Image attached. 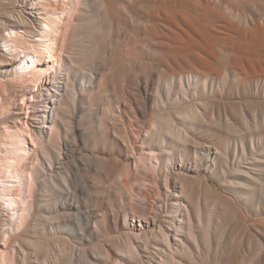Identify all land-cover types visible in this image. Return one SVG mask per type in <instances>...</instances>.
<instances>
[{
  "label": "bare ground",
  "instance_id": "bare-ground-1",
  "mask_svg": "<svg viewBox=\"0 0 264 264\" xmlns=\"http://www.w3.org/2000/svg\"><path fill=\"white\" fill-rule=\"evenodd\" d=\"M28 1H30V2L34 1L35 3H32L34 5H32V4L28 5ZM98 1H100V0H98ZM120 1H122V0H120ZM147 1L149 3L146 6H145V4L142 5V7H144L145 10H147V12L145 11L146 12L145 15L142 12L143 15L145 16V17L144 16L143 17L146 20L148 18L149 20L152 21V23L162 22L166 25V28H163V31H160V32H158L154 26L153 27L151 26L150 30L154 33L153 37L154 38L156 37L155 39H159L161 41L160 43L158 42L159 44L157 42L156 43L159 45L161 50H164L167 53L172 54V60L173 61H177L176 58H178L181 61L182 65L176 64V66H174V68L172 67V68H169L167 70L165 69L166 71L164 73H162L163 71L160 72L163 75L160 78L163 80V82L160 80L164 86V88H162V89L159 87L160 86L159 84H158L159 86H157L156 81L158 79H156L154 76L148 75V73H147L148 69H147V71L143 70L146 73L142 71V73L140 75H138L136 78H134V77L130 78V76H128L126 74L129 77L128 78L129 79V83H128L129 85L128 86L131 90H130V92H128L129 94L123 92L125 88L123 89V91H120V92H119L120 88L117 90V95H119V93H120L121 97L120 96L119 97L123 99L122 106H124V108L122 107L123 109H122L121 113L130 112L129 110L131 107L132 109L137 108L138 109L137 113L140 115H143L149 109L150 105H151V107L154 106L152 108H156V110H166L168 107H172V109H173V107H177V108H181L182 111L179 112L175 116L173 115L174 117H172V116L168 117L169 115H167V116L165 115L166 118H164V116H163V119L156 120L157 122H154L155 123L154 128L152 130H151V128L149 130H145V131L143 130V133H144L143 135L141 133L139 136L136 134L137 136L134 135L132 137H126L125 135L122 134L123 130L121 129L122 130L121 134L117 133V134H119V135L116 134L117 136L112 135L113 137L111 138L110 142H108V147H109L108 148V151H109L108 157L112 158L114 161L117 159H121V162L118 160V162H120V163L116 162V165L112 169L113 170V176H114V182L112 184H110L108 188L109 189L114 188V190L109 191L107 189L108 192L107 191L106 192H107L108 196L107 195L106 196L109 199L115 193H118L120 195V204L124 210L123 211L118 210L119 205L114 204L115 202L114 203L109 202L108 204L105 205V207H106V209H108L111 212L112 224L114 226L117 227L119 222L122 221V223H123L122 228L124 230L123 236L125 237L124 240L126 241V245L123 248L124 251H122V252H124V254L119 253V254H123V256H120L119 254L113 252L114 250L108 251L106 254H107V258L110 260V262H111V260H114V258H116V259H118V261L124 260L125 262L132 263L133 262L132 259L134 260V259L138 258L137 256L140 254L141 250H142L141 252H146V250H148L150 247L149 245L154 243L155 248H156L155 250H157L156 256H158L157 257L158 258L157 264H179L183 261L182 260L183 257H186L185 259H187V257L192 258L193 251L195 249L192 251L193 247L191 246V243H192V245L194 244V248H196V250H197L196 253L198 252V249H199V247H198L199 237L194 232V223L192 220V217L195 215H193L194 213H191L193 215L191 217L190 210L188 209L187 204L183 205V202L185 200L182 201L183 199H180L179 198L180 196L179 197L177 196V194H183L184 192H186V191H184V189H187L186 187L188 186V183H192V182H188V181H190V178L192 177V176L190 177L189 174L198 173L199 169H201L202 166H204L202 168H205V166L209 165V164L212 165L213 167H215L218 164H224L221 171H219V170L215 171V173L217 175H219L220 177H223V179L224 178H228L230 180L242 179V180H245V184H244L245 186H250V184H249L251 181L250 178L247 179L246 176L242 177L243 174L241 176L240 175H228L229 173H228L227 166H228V164H229L228 162L230 160V154L232 151V144L229 141H225V142L223 141L224 143L222 144V146L221 147L218 146L219 149L213 147V145H209V143L211 141L210 138H213V136L212 135L209 136V134L214 129L215 125L213 124V122L211 123L207 120L205 112L207 111L206 108L209 106L208 104L210 103V101H212L214 98L215 99L220 98L222 95H224L223 93H225V91H226V86L228 85V83L232 82L233 77L238 78L237 79L238 85L243 86L246 89L252 88V91L255 90L256 94H259V95L261 94V92L263 93V91H264V23H259L257 21H253V20L251 21L248 17L241 15L242 13L240 14L238 12H234V14L236 15L235 17H237L239 19L240 25H242V28H239L236 26H231L228 23L223 22L227 25V27H225V28L230 33V35H228L225 38H219V41L223 45V47L218 50L217 49L218 44L215 41H213L211 38L208 37V31H210V32L212 31V29L209 27L210 25L212 26L217 22L220 23L221 21H224L226 19L225 17H228L230 19L229 16H226L227 13H229V12H230V14L232 13L230 7H229L230 8L229 9L228 6H225V8L227 7L229 11L227 10L226 11L227 13H225L223 15V13L225 12L224 11L225 10L224 5H226V0H220L219 3H217L216 1H212V0H147ZM72 2H73V0H25V2H24L25 5L23 6V7H26V11L24 12L25 16H22L21 14H19L18 16L15 17L16 19L12 20L11 18H6L4 21L3 26L7 27L6 29L8 30V34H6L7 39L3 40L4 48L7 52H9V54L15 55L14 58L9 59L8 63H6L7 66L8 65L10 66L9 70H5L6 77H10V79H12L13 81H16L18 84H24L25 87L28 88L29 91L31 92V96H30L31 99L28 101V105H29L28 115L31 117L30 119L33 120V123H35V126L33 128H31L28 124H26V126H24L25 128H23V127L21 128L16 123L11 124V125H7V123H6V126L4 127L7 134L12 139V143L10 144V148L6 150L5 154L0 155V211L4 212L5 213L4 215L7 216V219L5 220V222H6V225H8V229L11 228V225L13 224V222H15L18 225V224H21L22 221L25 219L24 213L27 211V204L29 202H28V196L26 198L21 197V192L24 191L23 183H24L25 178L27 177L26 175H28V178L32 181L34 187L38 188V190H40L41 193L44 192L43 197H45L46 193L54 185V183L52 181L53 178H52V175L50 172H51V168L53 167V164H54L53 162L57 161V160H61L60 159L61 153L57 154V153H55V149H53L54 152L49 149V146H53V143H54L53 137L56 138V142H57V144H59L58 138H60V136L63 135L64 136L63 144L66 147H68V146L72 147V146H75L76 144L85 145L87 143H89V144L97 143V139H96L97 137H95V138L91 137V132H89L90 130L86 134H81L78 131V129L75 130L72 128L73 126L70 125L68 120L65 121L64 118L63 119L61 118V122L57 120L59 117V113H60V112L58 113L59 106L63 105V107H64V106L68 105L69 107L70 106L72 107V102H75V97H76L75 95H76L77 87L79 86L80 89H83L85 87V85H87L88 83H91V81H92L91 80L92 73H91V75H88L86 72H82V70L80 71V73L82 72V74H80L78 72V70H79L78 64L88 63V62L90 63V61L93 63L92 59H94V58L91 54L88 55V54H82V53L78 52L79 54H77L78 55L77 57H79V58H77V59L75 58V60H73L72 58L70 60H67V59H69V56H70V55H68L67 56L68 58L66 60H64L63 62L57 63V66H54V64H51L54 62L55 63L58 62L57 60H58L59 56L57 58V54L58 53L61 54L60 52L57 53V51H58V49H60L62 47V45H61L62 41L61 40H63L62 35H63V32L66 31V28H67L66 22H67V17H68V16H64V13L68 12V14H69V12H70L67 9V11H63L62 13H59L61 10L59 11L58 5L68 7V6H71ZM89 2H88V0H79L80 5H82L85 9L88 8V6L90 5ZM140 2H141V0L137 1L138 6H140L139 5ZM137 4H135V5H137ZM102 5H103V2H102ZM91 6L93 7V3ZM73 7L74 6H72L71 8H73ZM79 8H81V7H79ZM136 8L137 7H135V9ZM138 9H139V7H138ZM104 10H105V8H104ZM254 10H255V8H254ZM76 11H77V9H76ZM89 11L91 12V9ZM89 11H87V12H89ZM83 12H85V10ZM119 12H120V10H119ZM124 12H126V10ZM240 12H241V10H240ZM249 12H251V11H249ZM19 13H20V11H19ZM74 13H75V11H74ZM122 14H124V13H122ZM90 15L91 14H89V16ZM232 15H233V13H232ZM10 16H12V15H10ZM71 17H73V15H71ZM138 17H140V16H138ZM12 18H14V17L12 16ZM98 19L100 20V18H98ZM102 19H101V21L104 20V19L103 20ZM125 19H126V17H125ZM80 20L85 21L83 18ZM120 20H122V19H120ZM234 20H236V18ZM105 21H107V19ZM231 21H232V19H231ZM260 21H262V20H260ZM78 22H79V20H78ZM80 23L81 22L72 26V29L70 31L71 36L69 37V38L73 39L72 41H76V39L83 32V30L88 28V27H85V29H84V25H82L84 22L82 24H80ZM128 24H129V21H128ZM136 24L137 23H135V25ZM145 24L146 23H144V26H145ZM29 25L32 27V29H30ZM238 25H239V23H238ZM103 26H104V21H103ZM105 27H104V29H105ZM129 27H130V25H129ZM139 27H140V25H139ZM149 27L147 26V28H149ZM102 29L103 28H101V30ZM136 29L137 28H134V30H136ZM153 29H154V31H153ZM4 30H5V28H4ZM144 30L147 31V29H144ZM155 30L157 32H155ZM87 31H88V34H90L89 29ZM33 33H34V35H33ZM30 34H32L33 36L31 35V37H30ZM68 35H69V33H68ZM98 35H100V33ZM129 36H132V35L130 34ZM82 37L84 39V36H82ZM87 37H89V36L87 35ZM100 39H103V38H100ZM125 41H123V42H125ZM82 42H86V41H82ZM76 43H77V41L73 42L72 46H75L74 44H76ZM94 44H92V45H94ZM126 44H125V46H126ZM69 45H67L68 48H69ZM72 46H70V47H72ZM94 46H96V44ZM99 46H101V45H99ZM99 46L97 45V47H99ZM135 46H137V45H135ZM84 48H85V46H84ZM81 50H82V48H81ZM97 50H99V49H97ZM118 50H120V49H118ZM139 50H140V48H139ZM0 51H1V55L6 56V52L3 51L2 48ZM69 51H72V50H69ZM75 51H76V49H75ZM87 51H89V50H87ZM111 52L113 54V51H111ZM73 53H74V51H73ZM117 53L118 52H116L115 54H117ZM156 53H158V52H156ZM95 54H94V57L97 58L96 57L97 55L95 56ZM121 54H126V53H121ZM157 55H159V54H157ZM110 56H111V54H110ZM139 56H141V55H139ZM98 57H99V55H98ZM130 57L131 56H129V59H131ZM119 58H121V57H119ZM138 58H140V57H138ZM162 59H160V60L162 61ZM133 62L131 61L132 64H133ZM154 62H156V61H154ZM166 62L168 63V61H166ZM76 64H77V66H76ZM112 64H113V62H112ZM128 65H130V63H128ZM138 65H140V64H138ZM134 67H136V66H134ZM134 67H133V70H134ZM139 67H138V70H140ZM147 68H149V67H147ZM115 69H118V67H116ZM119 69H120V67H119ZM131 69H132V67L129 68V70L134 73V71ZM138 70H137V72H138ZM116 71L117 70H115V72ZM69 72H71V74L73 76L74 80H72V81H70V79H69V76H68ZM132 72L130 73L128 71L127 73L133 74ZM156 72H158V71H156ZM156 72H154L155 75H156ZM151 74H153V73H151ZM159 77H160V75H159ZM122 80L124 81V78H122ZM234 81H235V78H234ZM123 84H122L123 87L124 86L126 87V84L125 83H123ZM6 86L10 87L11 83H7ZM92 90H93V88H92ZM226 94L228 96V93H226ZM244 94H245V92H244ZM84 95H86V94H84ZM252 95H253V92H252ZM50 96H51V100H53V102H54L53 103L54 105H53L52 111L49 114V112H47V110L45 109L44 105L47 104V102H48L47 99ZM89 96H91V95H89ZM249 96H250V93H249ZM22 97H24V95H22ZM239 97H241V96H239ZM90 100L88 99V103ZM198 100H200V101L203 100V102L199 103V105L198 104L196 105L195 102ZM224 100H225V98H224ZM220 101H221V99H220ZM256 101H260V100H256ZM42 102H43V106L41 105ZM222 102H223V100H222ZM253 102L254 101H252V104H253ZM210 106L213 107L212 105H210ZM223 106H225V105H223ZM254 106H256V104ZM231 107H233V106H231ZM262 108H264V107L262 106ZM262 108H261V110H263ZM89 109H90V107H89ZM134 109L132 110L133 112H134ZM181 109H179V110H181ZM231 109H233V108H231ZM60 110L61 109H59V111ZM67 110H68V108H67ZM171 110H169V111H171ZM222 110L224 111V109H222ZM169 111H167V112H169ZM106 112H107V110H106ZM149 112H150V109H149ZM208 112L209 111H207V114H208ZM210 112H211V110H210ZM263 112H264V110H263ZM17 113H19V112H17ZM83 113H85L86 115H89V112L86 110ZM116 113L111 112L110 114L111 115L115 114L113 116L119 122H122L121 123V125H122L123 121H124V120L122 121L123 114H119L117 116ZM169 113H171V112H169ZM257 113H258V111H257ZM130 114H131V112H130ZM160 114H162V111ZM252 114H250V115L252 116ZM15 115H17V114H15ZM63 115H65V114H63ZM111 115H110V117H111ZM149 115H150V113H149ZM223 115L225 116L226 114L224 113ZM239 115H240V113H239ZM101 116L103 117V115H101ZM253 116H254V114H253ZM263 116H264V114H263ZM140 117L139 118L136 117V118H138L140 120ZM160 118H162V116ZM103 119H101V120L103 121ZM106 119H108V118H106ZM18 120H20V119H18ZM224 120H226V122H227L224 127L227 126L229 128V126H231L230 123L227 121V119H224ZM241 120H243L245 122V125L247 127L246 130H248L250 128V119H248L247 116H245V114H242ZM5 121H7V120H5ZM43 121H45V122H43ZM98 121H100V120H98ZM107 121H109L110 124L114 123V122H111V120H107ZM152 121L153 120H151V122ZM15 122H17V121H15ZM25 123H27V122H25ZM233 123H234V121H233ZM114 124L117 125L116 123H114ZM21 125H22V123H21ZM149 125L151 126V124H149ZM253 125L259 126V128L257 129L258 130L257 132H259L260 127H264V118H262V120L259 119V117L256 118L254 120ZM122 127H124V124ZM240 129H241V127H240ZM118 131H119V129H118ZM224 131H225V129H224ZM226 131H227V129H226ZM110 132H111V130H110ZM220 132H222V131H220ZM253 132H255V130H253ZM93 134H92V136H93ZM234 134H237V133H234ZM247 134H248V131L246 132L245 136ZM23 135L28 136L27 139L29 138V140H30L29 142H31L32 147L34 146L35 149H32L33 151L31 150L32 153H31L30 149L27 148L28 147L27 142H26L27 139ZM230 135H228V136H230ZM237 135L239 136V134H237ZM232 136L235 137V135H233V134H232ZM242 136H244V135H242ZM242 136H241V138H242ZM225 138H227V137H225ZM207 140H210V141H207ZM234 141H235V139H234ZM217 142L216 143L214 142L215 145L218 144ZM220 142L221 141H219V143ZM247 142H249V144H247V146L250 145L249 148H247V146H246ZM61 143L62 142H60V144ZM138 143H141V146H137ZM59 146H61V145H59ZM239 146H240L242 154H241V156L239 154L240 158L238 156L237 157L239 158L240 161L250 162L254 166V165H257L258 163L253 161V159L250 158L251 156L256 157V159H264V141H262L260 144L256 145L254 143L253 137L251 136V137H247L244 139L242 138ZM37 147H38V149L40 148L41 152L43 153V154L41 153L42 155H40L38 153ZM236 149H237V146H236ZM236 149H235V151H236ZM189 150H191V151L189 152ZM103 152H104V150H103ZM125 152L129 153L128 157L127 156H120L121 153L125 154ZM144 152L145 153L148 152L149 154L146 155ZM245 152H247V155L243 154ZM257 153H260L262 157L258 156ZM103 154H105V153H103ZM234 154H235V152H234ZM101 157H103V155ZM33 162H37L39 164V166L35 167L36 165L34 164L33 165L34 167L30 168V165ZM68 163H70V162L68 161ZM148 163H150V166H152V169L153 168L155 169L158 166L160 171H163L164 186L163 185L162 186L164 187V190L166 193L165 200L162 199V195L160 194V191L158 189L160 184H158L157 180L155 178H153V176H151L152 173L149 170ZM22 168H26V170H25L26 174H24V176H23V173L21 172ZM240 171L248 174V176L250 175L249 172H246L244 170H240ZM64 172H66V171H64ZM220 172H221V175H220ZM49 173H50V175H49ZM138 173L139 174L141 173L144 175V179L141 181H143L146 184L148 183V184L152 185L153 186L152 190L147 188V187H145V189L143 190L142 188H144V187H142V186H145V184L144 185L141 184L140 188L138 187L139 192L134 193L135 190H134V186L132 184V181L134 180L135 175ZM246 174H244V175H246ZM208 176H209V174H208ZM195 177H196V175H195ZM199 180H201V179H199ZM202 182H204V181H202ZM251 182H253V180ZM106 184H108V182ZM204 184H205V182H204ZM114 185H116L117 187L115 188ZM196 185L193 186V189L196 187ZM190 187L192 190V186H190ZM237 188H240V187H237ZM188 189L190 190V188H188ZM103 190H105V189H103ZM156 190H157V192H156ZM189 190H187L188 192H186V193L189 194V192H190ZM196 190H197V188H196ZM251 193H252V191H251ZM154 194L159 196L158 197L159 201H157V203H156V208L154 209L153 214H150V211H149L148 207L146 206L147 204L145 205L143 203V201L153 198ZM104 195H105V193H104ZM245 195H244V197H245ZM190 196H192V195H190ZM137 197H139V199ZM38 198H40V196H37L36 198L32 199V202L30 203L31 208H34V206L36 204H38V202H39ZM128 200L130 202H127ZM107 201H110V200H107ZM126 202L129 203V205L128 204L126 205ZM200 206L198 205V207H200ZM192 207H191V209H192ZM194 210L195 209L193 207V212H194ZM106 214L108 215V213L100 215V218L104 219L106 217ZM161 214H164V215L162 216ZM97 216H99V215L94 213V217H97ZM208 219L211 220L209 217H208ZM32 220H33L34 224H35V222L38 221L37 218H34ZM206 222L204 224H206ZM164 223L167 224L166 227L163 226ZM43 225L46 226V227L44 226L45 230L49 226L50 228H52L51 230L54 231V226L52 223L48 222L47 224H43ZM199 226H201V225H199ZM206 227H205L206 229L204 228L206 231L205 238H207V234H208L207 233L208 225ZM119 228H120V226H119ZM210 228L211 227H209V231H210ZM120 230H121V228H120ZM6 239L9 240L10 236L8 235L6 237ZM203 240H204V238H203ZM14 241H15V239H14ZM26 242L28 243L27 240H26ZM204 242H205V240H204ZM202 243L203 242L201 241V244ZM203 244H207V243L205 242ZM201 249H200V251H201ZM4 253L5 254L1 253V255H0L2 257V261L4 262V264H8V263L13 264L14 263L13 253H11V252H9V253L4 252ZM150 254H152V253H150ZM125 255L129 256V257H125ZM198 255H201V253L199 254V252H198ZM198 257L201 258V256H198ZM185 259H184V261H185ZM193 259L192 260L190 259L191 262L193 261ZM150 260H152V259H150ZM187 260H189V259H187ZM134 262H135V260H134ZM148 262L150 264V261H148ZM152 262H153V260H152ZM135 263L137 264V262H135ZM135 263H133V264H135ZM192 263L189 262L188 264H192ZM125 264H127V263H125Z\"/></svg>",
  "mask_w": 264,
  "mask_h": 264
},
{
  "label": "rangeland",
  "instance_id": "rangeland-1",
  "mask_svg": "<svg viewBox=\"0 0 264 264\" xmlns=\"http://www.w3.org/2000/svg\"><path fill=\"white\" fill-rule=\"evenodd\" d=\"M137 1L136 0H122V1L120 0H103V1L102 0L100 1L88 0L90 5L86 9L82 5H80L79 0H73V2L71 3V6H68V7L58 5L59 11L61 10L60 12L58 11L59 13H62L63 11H67V9L70 11L69 14L68 12L64 13V16H68L67 22H66L68 29L66 28V31L63 32V35H62L63 40H61L63 44L61 43L62 47L58 49L57 51V53L58 52L61 53V54L58 53L59 55L57 54V58L59 56L60 59L58 58L57 60L58 62L56 63L54 62L51 64H54V66H57V63H60L66 60L68 58L67 57L68 55L70 56H69V59L67 60H70L71 58L75 60V58L76 59L79 58L77 57L78 56L77 54L79 53L88 54V55L91 54L94 59H92L93 63L90 61V63L88 62V63L78 64V68H79L78 72L80 73V71L82 70V72H86L88 75H91L92 73L91 75L92 81L91 83H88L87 85H85L86 88L84 87L83 89H80L79 86L77 87L78 91L76 90L75 102H72V107L70 106L71 108L68 105L64 107L63 105L59 106V109L61 110L59 111L58 109V113L59 112L60 113H59V117L57 120L60 122H61V118L62 119L64 118L65 121L68 120L70 125L73 126L72 128L75 130L78 129V131L81 134H86L90 130L89 132H91V137L93 138L97 137L96 138L97 143L95 144L87 143L85 145L76 144L77 146L75 145L72 147L70 146L66 147L63 144V139H64L63 135H61L60 138H58L59 144H57L56 138L53 137L54 143H53V146H49V149L52 151L53 149H55V153L57 154L61 153V156H60L61 160L54 161L53 167L51 168L50 173L52 175V178H53L52 181L54 183L52 188L46 193L45 197H43L44 192L41 193L40 190H38V188L34 187L32 181L28 178V175H26L27 177L25 178L24 183H23L24 191L21 192V197L26 198L28 196V202H29L27 204V211L25 212L26 214L24 213L25 219L22 221L21 224H18V225L15 222H13V224L11 225L12 229L10 228L11 229L10 230L8 229V225H6V222H5V220L7 219V216L4 215L5 214L4 212L0 211V255L1 253L5 254L4 252L13 253V259H14L13 264H119L120 262H121L120 264L130 263V262L129 263L125 262L124 260L118 261V259L116 258H114V260H111L110 262L106 254L108 251H113V250H114L113 252L117 254L119 253L124 254V252L122 251H124L123 248L126 245V241L124 240L125 237L123 236L124 230L122 228V224H123L122 221L119 222L117 227L114 226L112 224L111 212L105 207V205L108 204L109 202H113V203L115 202L114 204L119 205L118 210L120 211L124 210L120 204V195L118 193H115L109 199L107 197L108 196L107 189L109 191L114 190V188L112 189L108 188L109 185L114 182V176H113L112 169L116 165V162H118V160L121 162V159H117L114 161L112 158L108 157V152H109L108 142H110L111 138L117 133L121 134L122 130H123L122 134L125 135L126 137H132L136 134L139 136L141 133L143 135L144 134L143 130L144 131L149 130L150 128L152 130L154 128V125H155L154 122H157L156 120L163 119V116L164 118H166L167 115H169L168 117L170 116L174 117L175 115H177L179 112L182 111L181 108H177V107H173V109L172 107H168L166 110H156V108H152L154 106L151 107L150 105L149 107L150 112L148 109L147 110L148 112L146 111L145 114L143 115H140L137 113L138 112L137 108L135 109L133 108L134 109V112H133L132 111L133 109L131 107L129 111L131 112L132 115L130 114V112L121 113L124 106H122L123 99L120 98L121 95L119 92L123 91V89L125 88L123 92L129 94L128 92H130L131 89L128 86L129 85L128 76H130V78L131 77L136 78L138 75L142 73L143 70L147 71L148 69L147 71L148 75L154 76L156 79H158L156 81L157 86L160 85L159 87L162 89L164 88L163 83H162L163 80L160 79L163 76L162 73H164L169 68H172V67L174 68L176 64L182 65L181 61L178 58L175 57L177 61H173L171 53H167L166 51L161 50V48L158 45L161 41L159 39H155L156 37L155 38L153 37L154 33L150 30L151 26L152 27L154 26L155 29L158 32H160V31H163V28H166V25L162 22L152 23V21L149 20L148 18L146 20L144 18L145 17L144 15L147 12V10H145V8L142 7V5L145 4L146 6L149 2L147 0H141L139 4L140 6H138ZM212 1H216L217 3L220 2V0L218 1L212 0ZM24 2L25 0L24 1L23 0H0V50L2 48L3 51L6 52V56H3L1 55V51H0V121L2 122V123L0 122V155L5 154L6 150L10 148V144L12 143L11 137L7 134L6 130L4 129V127L6 126V123L7 125L16 123L21 128L22 127L25 128L24 126H26V124H28L31 128L35 126V123H33V120H31L30 119L31 117L28 115V111H29L28 101L31 99L30 97L31 92L29 91L28 88L25 87L24 84H18L16 81H13L12 79H10V77H6V73H5V70L10 69V66L9 65L7 66L6 63H8L9 59L14 58L15 55L9 54V52H7L4 48L3 40L7 39L6 34H8V30L6 29L7 27L3 26L4 21L6 18H11L12 20L16 19L15 17L18 16L19 14H21L22 16H25L24 12L26 11V7H23L25 5ZM91 2L93 3L94 8L91 6L92 5ZM102 2H103V5H102ZM32 3H35V2L28 1V5ZM72 6L74 7L71 8ZM225 6H228V8L229 7L231 8L233 15L232 13L230 14V12L229 13L226 12L228 8L226 7L227 8L226 9ZM135 7L137 8L135 9ZM138 7L140 10L138 9ZM104 8L106 11L104 10ZM224 8H225L224 10L225 12L223 13V15L227 13L226 16H229L230 19L224 16L226 18L224 21H221L220 23L217 22L212 26L210 25L209 27L212 29V31L211 32L208 31V37L218 44V47H217L218 50L223 47V45L219 41V38H225L228 35H230V33L225 28L227 27V25L223 22H226L231 26L242 28V25H240L239 19L235 17L236 15L234 14V12H238L240 14L242 13L241 15L248 17L251 21L253 20L259 23H264V0H226V5H224ZM90 9H91V12L89 11ZM124 9L126 10V12H124L125 11ZM239 9L241 10V12ZM84 10L85 12H83ZM142 12L144 13V15ZM89 14L91 15L89 16ZM136 14L140 17H138ZM10 15H12L14 18H12V16ZM71 15H73L74 18L71 17ZM232 17L234 19L236 18V20H234ZM82 18L85 21H81L80 19ZM98 18H100V20ZM101 19L104 21V26H103V21H101ZM106 19L109 23L105 21ZM78 20L79 22H81L80 24L84 22L82 24L84 25V29L85 27H88V28L83 30L82 32L83 34L81 33L79 37L76 39L77 43L74 44L75 46H72L73 42H76V41H72L73 39L69 38L71 36L70 31L73 25L79 23ZM128 21H129V24H128ZM135 23L137 24L135 25ZM144 23H146L145 24L146 27L144 26ZM138 24L140 25V27ZM147 26L148 27L150 26V27L147 28ZM29 27L30 29H32L30 25ZM100 27L103 29L101 30ZM134 28H137V29L134 30ZM88 29H89L90 34H88V31H87ZM144 29H147V31ZM156 30L155 32H157ZM98 32L100 33V35H98L99 34ZM130 34L132 36H129ZM31 35L32 34H30V37ZM87 35L89 37H87ZM82 36H84L85 40L83 39ZM100 38H103V39H100ZM82 41H86V42H82ZM93 42L94 43L96 42L95 43L96 46H94L95 44ZM156 42L157 43L159 42V43L157 44ZM67 45H69L70 49L68 48ZM83 45L85 46L86 49L84 48ZM97 45L98 46L101 45V46L97 47ZM117 48L120 50H118ZM139 48L141 51L139 50ZM67 50L68 51L72 50V51L68 52ZM111 51H113V54ZM155 51L158 53H156ZM116 52L118 53L115 54ZM93 53L94 54L96 53L95 56L97 55L96 56L97 58L94 57ZM121 53H126V54H121ZM128 55L131 56L130 57L131 59H129ZM152 59L153 60L155 59L154 61L156 62H154ZM160 59H162V61ZM131 61L132 62L134 61L135 63L133 62L132 64ZM166 61H168V63ZM128 63H130V65H128ZM138 64H140L141 66ZM133 65L136 67H134ZM116 67H118V69H115ZM131 67H132L131 70H133V67H134V70H133L134 73L129 70V68ZM138 67L140 70H138ZM136 69L138 70L139 73L137 72ZM115 70H117L116 71L117 73L115 72ZM155 70L158 72H156ZM128 71L130 73L132 72L133 74L127 73ZM82 72L80 74H82ZM154 72H156V75ZM151 73H153L154 75ZM68 76H69L70 81L74 80L71 72H69ZM122 78H124V81L122 80ZM234 78H235V81H234ZM237 79L238 78L233 77L232 82L228 83V85L226 86V91L225 93H223L224 95H222L220 98H216V99L214 98L212 101H210L211 104L210 103L208 104L209 106L212 105L213 107L208 106L209 108L208 107L206 108L207 111H209L208 114H207V111L205 112L207 120L211 123L213 122V124L217 128L216 129L214 127V129L210 132V134L208 133L209 136L212 135L213 138H210L211 141L210 140H207V141H210L209 145H213V147L217 149H219L218 146L221 147L225 141H229L232 144V151L230 154V160L228 162L229 164L227 166L228 173H229L228 175H240L241 176L242 174L243 175L246 174L240 171V170H244L246 172H249L251 176L250 175L248 176V174H246L244 176L242 175V177L246 176L247 179L250 178V180L251 181L253 180V182L250 181L249 183L250 186H245L244 185L245 180H242V179H233V180H230L228 178L223 179V177H220L219 175H217L215 171H218V170L221 171L224 164H218L215 167L209 164L205 166L206 169L202 168L204 167L202 166L201 169H199L198 171L199 174L198 173L189 174L190 177L192 176L191 177L192 179L190 178V181L188 182H192V183H188V186L186 187L187 189H184V191L188 192L187 190H189L188 188H190L189 194L183 191L184 192L183 194H177V196L178 197L180 196L179 198L183 199L182 201L185 200L183 202V205L187 204L188 209L190 210V214L194 213L193 215L196 216L195 217L191 214V217L193 216L192 220L194 223V232L199 237L198 252L199 254L201 253V255H198V252L196 253L197 250L196 248H194V244L192 245L191 243V246L193 247V248L191 247L192 251L194 249L195 250L193 251L192 258L187 257V259L189 260L190 259L192 260L194 258L192 261L194 264H264V185H263L264 184V167H263L264 159H256V157L251 156L250 158L253 159V161L258 163L257 165H254V166L250 162L239 160L240 158L239 154L240 156L242 154L240 146H239L242 138L244 139V138L252 136L254 139V143L256 145L264 141V127H260L259 132H257L258 131L257 129L259 128V126L253 125L254 120L256 118L259 117V119L261 120L262 118H264L263 116L264 108H262V106L264 107V99H263L264 91L263 93L261 92L260 95L256 94L255 90L252 91V88L246 89L243 86L238 85ZM7 83H11V86L7 87L6 86ZM123 83L126 84V87L125 86L123 87L124 85ZM119 88H120L118 92L119 95H117V90ZM252 92H253V95H252ZM226 93H228V96ZM249 93L251 97L249 96ZM22 95H24V97H22ZM258 97L259 98L261 97V98L259 99ZM87 98L89 100L92 98L89 101V103H88ZM255 99L260 100V101H256ZM47 100L48 102L47 104L44 103L45 104L44 106L47 112H49L50 114V112L52 111L54 102L53 100H51V96ZM199 101L200 100L196 101L195 104L199 105V103L203 102V100H201L200 102ZM252 101H254L253 104H252ZM255 104L257 107L254 106ZM41 105L43 106V102L41 103ZM261 108L263 110H261ZM222 109H224V111ZM85 110L89 112V115H86L85 114L86 112L83 113ZM256 110L258 111V113ZM161 111H162V114H160ZM111 112H115V113L117 112L116 113L117 116L119 114H123L122 121L124 120L123 121L124 127H122L123 124L121 125L122 122H119L113 116L115 114L113 115L110 114ZM224 113L226 114L225 116L223 115ZM252 113L254 114V116ZM109 114L111 115V117ZM242 114H245V116H247V118L250 119V128H249L250 130L249 129L246 130L247 127L245 125V122L241 120ZM250 114H252V116ZM101 115H103V117ZM159 116L160 117L162 116V118H160ZM136 117L138 118L140 117V120ZM101 119H103V121ZM224 119H227V121L230 123L232 127L231 126H229V128L227 126L224 127L225 124L227 123L226 120ZM107 120H111V122L116 123L118 126L115 125L114 123L110 124V122ZM151 120H153L152 121L153 123L151 122ZM20 122L22 123L23 126L21 125ZM149 124H151V126ZM223 128L225 129V131ZM109 129L111 130V132ZM253 130H255V132H253ZM247 131H248V134L246 135L247 136L246 137L245 134ZM234 133L239 134V136ZM232 134L235 135V137H233ZM23 136L26 137V139L28 137L26 135H23ZM229 139L230 140L232 139V140L230 141ZM29 141L30 140L28 138L26 141L28 145L27 148L30 149L31 151L32 149H35V148L34 146L32 147V144ZM219 141L221 142L219 143ZM60 142L62 143L60 144ZM214 142L215 143L217 142L218 144L215 145ZM247 144H249V142L246 143V146ZM137 146H141V143H138ZM236 146H237V149H236ZM249 147L250 145L247 146V148ZM190 151L191 150H189V152ZM38 153L40 155L43 154L40 148L38 149ZM123 154L124 153H121L120 156H127V157L129 156V153L127 152H125L124 155ZM145 154L147 155L149 153L146 152ZM243 154L247 155V152ZM259 154L260 153H257L258 156H261V154L260 155ZM100 155L101 156L103 155V157H101ZM68 161L70 163H68ZM34 164L36 165L35 167L39 166L37 162H33L30 165V168L34 167L33 166ZM148 167L152 173L151 176H153V178L157 180L158 184H160L159 185L160 188L158 187V189L160 191V194L162 195V199L165 200L166 193L163 187L164 186L163 171H160L158 166L155 169L154 168L152 169V166H150V163H148ZM25 170L26 168L21 169L23 176L24 174H26ZM220 175H221V172H220ZM143 179H144L143 174L138 173L135 175V178L132 181V184L135 190L134 193L139 192L138 187L140 188L141 184L143 185L145 184V186H142L144 188L141 187L143 190L145 189V187L151 190L153 189L152 185L148 183L146 184L143 181H141ZM202 181H204L205 184ZM107 182L108 184H106ZM193 184L194 185L197 184L196 187L194 188L195 190L193 189V186H194ZM190 186H192V190ZM114 187L116 188L117 186L114 185ZM237 187H240V188H237ZM37 196H40V198H38L39 202L38 204L34 206V208H31L30 203L32 202V199L36 198ZM158 197L159 196L154 194L153 198L143 201L145 205L147 204L146 206L148 207L150 214H153L154 209L156 208V203L157 201H159ZM137 198L139 199V197ZM107 200H110V201H107ZM127 202H130V201L128 200ZM127 202H126V205L127 204L129 205V203ZM198 205L199 206L201 205V206L198 207ZM192 206L195 209L194 212H193ZM94 213L98 214L99 216L94 217ZM105 213H108V215L106 214V217L104 219L100 218V215H103ZM161 215L163 216L164 214H161ZM208 217L211 220H209ZM34 218L38 219V221L35 222V224L33 223V220H32ZM78 218L79 219L81 218V219L79 220ZM48 222L53 224L54 231L51 230L52 228H50L49 226L47 228L48 230L47 229L45 230L44 228L45 225L43 224H47ZM205 222L206 224H204ZM207 225H208V229H207L208 234H207V238H205V235H206L205 229L207 228L206 227ZM163 226L166 227L167 224L164 223ZM209 227H211L210 231H209ZM6 235L10 236L9 240L6 239L7 237ZM13 238L15 239V241ZM203 238L207 244H203L205 243ZM26 240L28 241V243L26 242ZM201 241L203 242L202 244H201ZM149 246L150 247L148 250H146V252H141L142 251L141 250L140 254L137 256L138 258L134 259L135 262H137V264H149L148 261H150V264L158 263L157 262L158 256H156L157 250H155L156 248H155L154 243L150 244ZM123 254H119V255L123 256ZM198 256H201V258ZM125 257H129V256L125 255ZM185 258L186 257H183L182 260L184 261ZM150 259H152L153 262ZM187 259H185L184 262L182 261L179 264H184V263L188 264L189 262L192 263L191 260L189 261ZM134 260L132 259L133 262L130 264L135 263ZM0 263L4 264L1 256H0Z\"/></svg>",
  "mask_w": 264,
  "mask_h": 264
}]
</instances>
